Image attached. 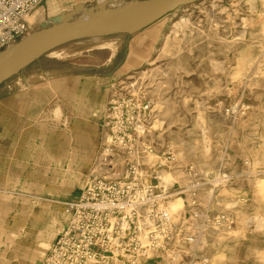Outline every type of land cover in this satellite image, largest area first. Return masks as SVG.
<instances>
[{
    "label": "rangeland",
    "instance_id": "374dc122",
    "mask_svg": "<svg viewBox=\"0 0 264 264\" xmlns=\"http://www.w3.org/2000/svg\"><path fill=\"white\" fill-rule=\"evenodd\" d=\"M48 1L26 18L27 34L54 25L45 11ZM66 1L70 8L59 15L77 5ZM124 2L104 3L107 10H115ZM98 4L82 3L86 10ZM41 8L43 18L34 21L33 14ZM82 14L88 18L85 12L69 18L81 21ZM181 19L189 20L193 31L170 51L163 36ZM157 25L155 43L134 69L116 71L110 63L125 44L120 38L132 35L114 32L50 50L0 85V239H10L0 243V259L7 264H28V255L35 252L39 234L56 210L63 222L36 258L35 264H43L68 226L67 204L89 185L90 169L107 145L113 147L109 157L116 174L121 175L127 161L139 159L167 196L182 202L179 217L168 213L173 238L148 253L146 264H264V226L255 230L258 223L264 224V59L262 73L252 80L237 72L248 75L253 67L235 60L237 42L254 46L264 41V2L259 0L252 12L248 0H215L213 5L200 0L167 14ZM215 30L227 40L226 46L213 36ZM173 39L180 40V32ZM156 88L160 90L150 92ZM79 111L84 114L79 120L88 118V133L93 134L91 147L78 146L68 157L70 163L80 161V186L68 184L67 178L59 192L47 194L52 165L63 158L50 151L51 141L59 142L58 135L72 136ZM122 139L150 146L151 152L140 154L139 148L132 159L129 145H119ZM42 149L48 150L53 164L37 161ZM247 160L252 173L245 170ZM223 172L231 175L229 183L215 189L213 179ZM39 173L43 179L35 180ZM162 173L170 176L164 186ZM166 202L160 203L161 210L166 211ZM17 212L25 217L15 224L17 235L6 234L9 217ZM38 216L39 222L30 220ZM221 217L226 223H218ZM142 224L152 226L147 218ZM195 233L200 234L196 247L186 241Z\"/></svg>",
    "mask_w": 264,
    "mask_h": 264
},
{
    "label": "built area",
    "instance_id": "2783aa9c",
    "mask_svg": "<svg viewBox=\"0 0 264 264\" xmlns=\"http://www.w3.org/2000/svg\"><path fill=\"white\" fill-rule=\"evenodd\" d=\"M42 1L0 0V54L29 34L26 18ZM131 130L134 136L138 134L136 127ZM125 144L132 159H136L139 148L140 154L151 152L150 146L141 142L122 139L119 143ZM112 151V145L103 148L90 169L89 185L67 204L68 226L43 264H146L148 253L162 249L173 238L170 216L159 208L167 193L157 177L139 159L127 161L121 175L116 174L114 159L109 157ZM142 218L152 226H141ZM219 220V224L226 223V219ZM199 235H191L187 243L196 247Z\"/></svg>",
    "mask_w": 264,
    "mask_h": 264
},
{
    "label": "bare ground",
    "instance_id": "6f19581e",
    "mask_svg": "<svg viewBox=\"0 0 264 264\" xmlns=\"http://www.w3.org/2000/svg\"><path fill=\"white\" fill-rule=\"evenodd\" d=\"M104 2H105V0H99L98 5H102ZM214 2H215V0H211L212 5L214 4ZM248 2H249V9L252 12L256 11L257 2H259V0H248ZM263 2H264V0H263ZM69 8H70V2H68L66 0H50L46 4L45 11L49 17H56L61 12L65 11ZM179 8H181V7H179ZM43 15H44V10L41 8L40 10H37L33 14L32 19L34 21L35 20H41L43 18ZM86 19H87V16L82 14V20H86ZM192 31H193V29H192V26H191L189 20H182L181 19V20H178V21L172 23L168 27L167 32L163 36V41H165L164 47H167L168 50H170V51H172L173 49H178L180 47L181 43L186 39V37H188V35ZM178 32H180L181 39L180 40L173 39V36ZM214 33L215 34L213 36L215 38H217L220 41V43H222L224 46H226L227 40L222 36V34L218 33L217 30H215ZM263 42H260V45L255 44L254 46H253L254 43H251V42L250 43H244L243 45H240L241 44L240 42L236 43L237 48L235 50L237 53H235V60L237 61L239 59L240 61H242L243 67L248 68V67L252 66L254 69L248 75H246L245 71L244 72L243 71L237 72V74L241 76L240 78H243V77L249 78V76H250V78L252 80V79L257 78L262 73V69H261L262 63L261 62H262V59H264V52H261L260 48L264 47ZM244 50H247V54H245ZM241 82L244 83L245 81H241ZM82 87L83 86H79V88H82ZM79 90H81V89H79ZM159 90H160L159 88H156L154 90H151L150 92L153 93V92H156ZM109 104H112V102H110ZM157 106H158V108L159 107L161 108L160 103H157ZM95 111H93L92 114ZM78 115H80V111L78 112ZM83 115L84 114L82 113L80 116H77L78 119L74 120V128H73L74 133L72 134V136H67V135H63V136L60 135L59 136L58 135L59 142L51 141L50 149H52V150H50V151H57V153H62L63 158L58 160L57 162L54 161V165H52V179L51 180L45 179L46 181L49 182L47 187H45V190H46L45 192H47V194H51L52 192H59L68 183V182L66 183L67 178H69V180H71L68 184H74V186H80V174L78 172V167L80 165V164L78 165V163H80V161L70 163V160L68 159V157L72 153L75 152L72 149H75L78 146L79 147L84 146L86 148H89L92 146L93 134L88 133V131L90 129V125H89L90 123L88 121V118H87L86 122H84V123L79 120V118H81ZM50 137L52 140V135ZM43 142H44L43 140L40 141L41 144ZM42 146H43V144H42ZM39 153L40 154L38 155V159H37V161L39 163L44 162V161H48L49 165L53 164V157H51L52 160L49 158L47 149H42ZM47 157L49 159H47ZM78 158H80V157H78ZM246 163H247L248 167L245 168V170L252 173V168H251L252 162L247 160ZM67 172H69V174H67ZM206 172L209 173L210 171L206 170ZM230 176L231 175H226L224 172L222 173V175L220 174V177H218V178H217V176H215V178L213 180L216 183L214 184L213 187L215 189H218L219 185L229 183V177ZM33 178L35 180H41V178L43 179V176H41V173H39V176L37 175ZM169 180H170L169 175L163 174V173L160 174V182L163 186L166 185V183ZM40 197L41 196H37V198H40ZM173 197H174V195H169V196L164 198V201L165 200L167 201L165 208H166L167 213L173 214L176 217H179L180 216L179 213L182 209V202L179 199H174ZM232 203H234V202H232ZM52 209H53V207H52ZM55 212H56V210H53L54 215L53 216L51 215L49 217V219L46 222L45 230L39 234L38 247H36L35 252H32V254L30 253L28 255V258L26 260L28 264H35L36 258L38 256L42 255L43 250H44V248H46V245L48 244L47 242L50 239V237L52 236V234L54 232H56V230H58L60 225H62V222H63L62 216H59ZM22 218H25L24 215L19 214L18 212L15 215L13 214L12 217H9L7 225H8V229H11V230L9 232V230L7 229L6 234H7V232H8V234H10L12 232V234L14 236H16L17 232L15 231V224L17 221H20ZM30 220H32L33 222H37V221L39 222L40 217L39 216L38 217H32ZM142 226H143V224H142ZM263 226H264V224L258 223L255 226V230H259ZM9 240L10 239H0V243H4V242L9 241ZM0 264H7V263L5 260L0 259Z\"/></svg>",
    "mask_w": 264,
    "mask_h": 264
},
{
    "label": "water",
    "instance_id": "95a60500",
    "mask_svg": "<svg viewBox=\"0 0 264 264\" xmlns=\"http://www.w3.org/2000/svg\"><path fill=\"white\" fill-rule=\"evenodd\" d=\"M200 0H131L107 10L105 3L95 10L77 4L74 11L52 18L53 26L26 35L12 50L0 54V85L27 67L42 54L78 39L114 33H135L155 23L179 7ZM78 12L86 20H70Z\"/></svg>",
    "mask_w": 264,
    "mask_h": 264
},
{
    "label": "crops",
    "instance_id": "0c3cea01",
    "mask_svg": "<svg viewBox=\"0 0 264 264\" xmlns=\"http://www.w3.org/2000/svg\"><path fill=\"white\" fill-rule=\"evenodd\" d=\"M74 4H85L91 2V0H72ZM131 1V0H126ZM159 21V20H158ZM158 21L149 25L148 27L132 33L130 38L121 37L124 39V45H122L115 53L114 58L110 63L115 64L113 68L116 71L125 72L127 70L134 69L138 66L139 62L145 57L149 46H153L158 32ZM116 41V39H114Z\"/></svg>",
    "mask_w": 264,
    "mask_h": 264
}]
</instances>
